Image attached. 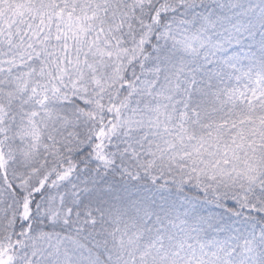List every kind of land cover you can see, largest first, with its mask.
<instances>
[{"label": "snow or ice", "instance_id": "1", "mask_svg": "<svg viewBox=\"0 0 264 264\" xmlns=\"http://www.w3.org/2000/svg\"><path fill=\"white\" fill-rule=\"evenodd\" d=\"M0 264H264V0H0Z\"/></svg>", "mask_w": 264, "mask_h": 264}]
</instances>
